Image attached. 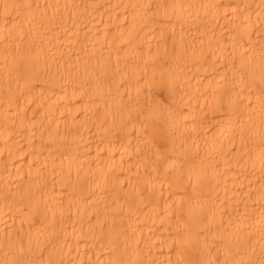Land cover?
Segmentation results:
<instances>
[{"label":"bare ground","instance_id":"6f19581e","mask_svg":"<svg viewBox=\"0 0 264 264\" xmlns=\"http://www.w3.org/2000/svg\"><path fill=\"white\" fill-rule=\"evenodd\" d=\"M264 264V0H0V264Z\"/></svg>","mask_w":264,"mask_h":264},{"label":"snow or ice","instance_id":"6c2138e0","mask_svg":"<svg viewBox=\"0 0 264 264\" xmlns=\"http://www.w3.org/2000/svg\"><path fill=\"white\" fill-rule=\"evenodd\" d=\"M17 264H21V262H17Z\"/></svg>","mask_w":264,"mask_h":264}]
</instances>
